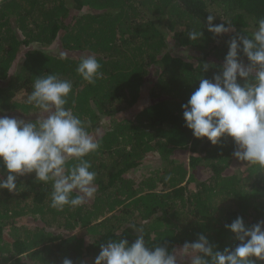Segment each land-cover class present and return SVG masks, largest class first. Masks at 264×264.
I'll return each instance as SVG.
<instances>
[{
	"label": "trees",
	"instance_id": "trees-1",
	"mask_svg": "<svg viewBox=\"0 0 264 264\" xmlns=\"http://www.w3.org/2000/svg\"><path fill=\"white\" fill-rule=\"evenodd\" d=\"M209 13L251 36L264 0H0V109L35 120L26 97L37 76L55 73L72 82L67 107L100 140L86 157L98 190L83 206L51 208V185L35 173L18 177L14 193L0 190V264H93L116 233L135 239L131 224L149 247L171 251L204 234L222 250L237 243L224 228L237 215L264 220V169L237 161L231 137L214 146L184 126L181 104L218 71L196 65L222 64L232 35L213 38ZM200 26L204 38L190 41ZM82 54L102 65L94 85L76 72Z\"/></svg>",
	"mask_w": 264,
	"mask_h": 264
},
{
	"label": "clouds",
	"instance_id": "clouds-1",
	"mask_svg": "<svg viewBox=\"0 0 264 264\" xmlns=\"http://www.w3.org/2000/svg\"><path fill=\"white\" fill-rule=\"evenodd\" d=\"M218 16H206V30L213 38L228 35L223 63H198L207 71L218 68L211 78L199 77L198 87L181 104L184 126L196 139L207 138L218 145L221 137L234 142L232 156L237 161L264 169V17L256 20L251 36L236 31L230 21L214 23ZM190 41L204 38L199 28L187 32ZM61 57L64 54L61 53ZM245 58L247 63H245ZM102 65L92 54H82L76 72L89 84L104 78ZM239 78V79H238ZM73 84L58 74L35 78L25 103L38 109L35 120L2 114L0 109V190L17 191V179L35 173V180L50 184V207L58 211L66 206L77 208L95 198L97 173L86 157L100 147L97 136L90 134V121L67 107ZM70 161H74L70 163ZM167 179V178H166ZM133 241L121 237L100 244L93 264H262L264 262V220L245 223L237 215L224 228L237 241L235 246L211 243L204 234L185 241L171 251L166 245H152L145 239L143 226L129 225ZM61 264H88L63 258Z\"/></svg>",
	"mask_w": 264,
	"mask_h": 264
},
{
	"label": "rangeland",
	"instance_id": "rangeland-1",
	"mask_svg": "<svg viewBox=\"0 0 264 264\" xmlns=\"http://www.w3.org/2000/svg\"><path fill=\"white\" fill-rule=\"evenodd\" d=\"M180 54H182V52H180ZM147 98V96L145 95V94H143V95H141V99H140V101H148V99H146ZM160 98H162V97H160ZM159 100V99H158ZM2 114H6V115H8V113H5V111L2 113ZM124 116L125 115H122V116H120V115H117L116 117H114V118H111L110 119V121H112V122H118V121H120V120H122L123 118H124ZM106 122H108V121H106ZM107 125V123H105L104 125H103V127H105ZM147 164H153V159H151L150 161H148L147 162ZM6 231V230H5ZM179 249V248H178Z\"/></svg>",
	"mask_w": 264,
	"mask_h": 264
}]
</instances>
